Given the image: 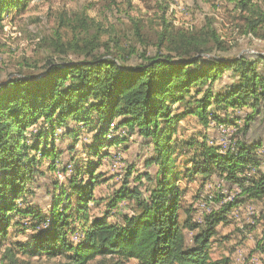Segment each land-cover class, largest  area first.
<instances>
[{"label":"trees","instance_id":"1","mask_svg":"<svg viewBox=\"0 0 264 264\" xmlns=\"http://www.w3.org/2000/svg\"><path fill=\"white\" fill-rule=\"evenodd\" d=\"M30 1L0 0V23L5 13L23 10ZM227 1L241 14L247 34L264 29V7L254 0ZM90 23L95 32L81 46L64 44L58 34L51 41L54 50L81 58L50 60L38 75L0 83V241L9 229L27 227L18 216L31 221L33 234L16 242V250L29 257L63 256L67 264H230L228 257L213 260L209 250L217 226L230 221L232 210L252 204L260 208L254 217L260 213L264 219V143L235 137L225 144L208 134L213 127L226 131L238 126L245 134L258 116L264 122V55L231 54L210 22L200 28H172L165 22L154 54L142 53L140 62L126 64L123 54L99 42V25ZM190 115L205 133L194 146L174 137L178 122ZM84 127L92 135L82 149L98 159L75 167L72 156L60 167L62 151L54 141L69 138L71 152ZM132 136L152 146L146 161L158 167L152 187L142 198L136 187L126 186L125 177L106 198V210L92 215L90 205L99 206L102 200L94 195L95 188L109 179L97 170L108 155L104 149L125 146ZM178 145L188 150L181 158L186 164L177 171ZM43 159L49 170L73 172L66 188L55 187L59 193L47 215L27 200ZM197 176L205 182L218 177L228 192L206 193L202 200L196 195L194 205L204 199L207 207L192 220L189 209L183 211L185 189L176 184L181 177L188 181ZM124 200L133 201L132 212L110 219V211ZM262 225L253 248L258 253H264ZM18 252L8 247L4 255L14 263Z\"/></svg>","mask_w":264,"mask_h":264},{"label":"rangeland","instance_id":"2","mask_svg":"<svg viewBox=\"0 0 264 264\" xmlns=\"http://www.w3.org/2000/svg\"><path fill=\"white\" fill-rule=\"evenodd\" d=\"M254 2L264 7V0H254ZM85 17L88 18L85 21L90 29L81 21ZM90 22L99 25V42L107 43L112 50L123 54L127 59L126 64L140 62L142 53L147 56L154 54L158 35L163 31L165 22L172 28H200L210 22L231 54L264 55V29L260 28L256 35L253 34L254 36L247 34L241 14L227 0H31L25 9L20 11L11 9L5 13L0 23V83L26 74L38 75L50 60L60 62L81 58L82 56L72 51L61 53L54 50L51 41L58 34L64 44L77 42L78 46H81L84 44V39L95 32L93 23ZM135 24H137L136 27ZM135 28L139 29L138 34ZM102 51V48L98 50V52ZM239 128L238 126L226 131H217L213 127L208 135L225 144L228 143L229 138L235 137H240L247 142L255 140L264 143V122L261 116H258L251 124L247 133H240L236 130ZM203 133L197 118L190 115L178 122L174 137L178 142L192 141L194 146ZM91 135L92 132L84 127L78 137L80 144L78 143L76 149L71 152L68 149L71 143L69 138L54 141L58 150L62 151L60 167L67 165L72 156H75L77 161H74L75 167L85 166L88 160L98 159L89 156L84 151L85 148L82 149L81 143H91ZM177 148L179 161L176 170L178 171L186 164L181 162V158L187 155L185 150H188V146L182 148L178 145ZM104 150L108 152V155L101 158V165L97 170L103 172L109 179L95 188L94 195L100 196L102 200L99 206L90 205L92 215H100L106 210V198L111 197L112 192L122 186L125 177H127L126 186L130 189L136 187L141 192L142 198H145L158 170L157 165L146 164L147 159L152 156V146L139 136L129 138L125 146H112ZM47 165V161L43 159L39 172L35 174L31 184L32 193L27 195V200L37 205V208L46 215L59 193V189L55 187L66 188L67 180L70 174H73L70 169L66 173L49 170ZM204 184L206 185L204 190L198 192L203 189ZM176 185L185 189V200L182 201L183 211L189 209L188 214L191 215L192 220H198L203 209L207 207L203 204L206 201L204 199L201 201L202 198H206V193L213 197L217 191L223 196L228 192V185L216 176L207 182L198 176L188 181L181 177ZM237 192L238 190L235 191ZM196 195L201 200L194 205ZM231 197L225 201L231 200ZM209 201L211 202L212 199ZM212 204H215L214 201ZM132 206V200L121 201L115 210L110 211L113 216L110 219H119L120 213H131ZM248 206L253 208L254 215L257 216L256 209L258 211L260 208L248 204L243 211L232 210L230 221L217 226L218 234L209 250L213 260L228 257L230 264H264V253L253 251L264 219L260 213L258 217L249 214L246 209ZM183 211L180 213L181 216ZM16 218L27 227L23 230L9 229L7 231L6 238L0 241V264H67V259L63 256L47 257L41 254L29 257L18 252L16 242H25L33 231L30 227L28 228L31 224L28 218L21 219L18 216ZM186 234L187 237H191L190 233L186 232ZM68 237L76 239V235L68 234ZM8 247H13L15 252H18L16 253L17 261L14 263L4 255ZM88 264L98 263L91 261ZM121 264L137 263L135 260H127Z\"/></svg>","mask_w":264,"mask_h":264},{"label":"bare ground","instance_id":"3","mask_svg":"<svg viewBox=\"0 0 264 264\" xmlns=\"http://www.w3.org/2000/svg\"><path fill=\"white\" fill-rule=\"evenodd\" d=\"M252 210H253V208L248 207V212H249V213H252Z\"/></svg>","mask_w":264,"mask_h":264},{"label":"crops","instance_id":"4","mask_svg":"<svg viewBox=\"0 0 264 264\" xmlns=\"http://www.w3.org/2000/svg\"><path fill=\"white\" fill-rule=\"evenodd\" d=\"M247 208V207H246ZM248 212V211H247ZM249 213V212H248ZM250 214V213H249ZM252 214H254V210H253V213Z\"/></svg>","mask_w":264,"mask_h":264},{"label":"built area","instance_id":"5","mask_svg":"<svg viewBox=\"0 0 264 264\" xmlns=\"http://www.w3.org/2000/svg\"><path fill=\"white\" fill-rule=\"evenodd\" d=\"M223 131V130H222ZM232 198V197H231Z\"/></svg>","mask_w":264,"mask_h":264}]
</instances>
